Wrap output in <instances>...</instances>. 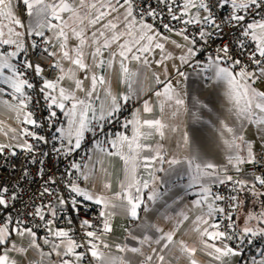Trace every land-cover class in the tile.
<instances>
[{
  "label": "snow or ice",
  "instance_id": "6c2138e0",
  "mask_svg": "<svg viewBox=\"0 0 264 264\" xmlns=\"http://www.w3.org/2000/svg\"><path fill=\"white\" fill-rule=\"evenodd\" d=\"M119 2V0H117ZM175 2V0H173ZM23 4L26 6L28 14L36 18V22L31 27V35L45 37L44 28L47 26L50 30L53 31V37L46 38L45 43L51 44L52 39L60 41L59 47L62 52V58L70 61L76 68L80 70H87L89 65L84 61L83 46L87 43L84 35L83 29L77 30L76 27H73V24L76 21L83 24L84 17H81L79 14L78 7L75 6L70 0H59L52 3H47L46 0H23ZM133 0H124L122 7L126 5L124 13V22H125V33H116L113 31L111 37H106L105 32L101 31L99 33L100 37H104L103 44L100 43V40L97 39V34L93 33V42L97 45L94 53H92L94 59L100 58L98 65L102 67L105 64L102 48L109 49L113 44H117L119 51L112 52L110 54V59L108 60V66L112 67L113 62L117 56L120 57L119 67L127 79L130 76H135L136 73H131L129 67L125 63L126 61L134 60L141 63L144 66H149V61L145 53L153 51V48L164 50L165 45L157 40L158 34L154 32L153 25L148 23L138 22L133 15ZM228 4H231L233 9V14L230 16L229 20L226 23H234L235 26L241 28V35L245 38H251V40L256 42V50L251 53L249 59L252 63L259 66V75L255 71H249L247 67H241L238 72L234 71L237 65L241 64L239 59H234L230 55V46L224 45L217 50L215 57L210 58L211 65L215 69V78L218 81H226L229 85L226 95L228 98L233 101V108L236 109L237 118L244 117V119L258 126H264V91H258L253 84L257 79L264 78V20L255 21L251 23H244L245 15L241 14L244 11L249 10L250 8L255 7L256 9L264 8V0H217L213 4L212 0H184L183 3V15L177 16L172 15L173 20L181 21L185 25L195 24L197 26H206L201 27L199 31V36L202 40L210 36L212 33L207 30V28L216 29L217 31H222L221 23L217 22L213 14V9L215 7H224ZM84 6L83 0H80V7ZM90 8H97L95 3L89 5ZM101 7L112 8L113 11H116L110 3L108 5L101 4ZM192 9H195V13H192ZM13 5L11 0H0V18L11 21V24L7 26V31L4 30L5 26L0 24V44L11 45L13 46V51H4L0 52V78H2L3 83L8 84L12 89V96L15 99L16 103H10L9 101H4L3 103L10 108L16 114V119L21 120L23 124L32 125L36 128L41 127L42 125L34 118V113L28 110L29 103L32 100V96L28 94L27 89H33L36 85L29 81L27 78V73L21 71L17 66L12 62L14 58L20 56L21 53L27 52L28 48H36V42L33 41L31 45H28L27 42L23 39L25 36L24 32L17 31L12 25H18L20 28H24L25 25L20 19H18L13 14ZM171 11V8H169ZM68 13V19L65 20L63 14ZM110 12L99 11V14L96 15L93 19L89 20L91 25L99 23V21L104 18L106 15H110ZM51 16L57 21H62L61 24H53L48 20V16ZM149 15H155V12H150ZM183 16H188L189 19H183ZM118 24L109 21L108 24L104 27L108 30H114L118 28ZM168 28V25H164ZM66 29L70 30L72 34L79 40V45L74 49L75 56L73 57L70 54V51L67 47V41L69 39L68 32ZM171 31V29H169ZM187 29H183L177 32V35L183 37L185 41H188L192 47H186L185 45L176 44L178 48L186 47V53L181 55L179 59L182 63H188L189 58L196 55L194 46L196 40L185 34ZM127 35L130 39L126 40L124 43H119L121 37ZM163 39H168L163 37ZM176 43L175 41H171ZM239 47L243 49L245 44L243 41L239 42ZM45 53H48V49H44ZM51 56H55V52L48 53ZM257 54L258 57L257 58ZM143 57V59H142ZM170 56L164 57V59H170ZM231 60V65L226 66V62ZM225 62V63H220ZM158 63H163V60L158 61ZM24 67L27 69H32L37 76L44 77V67L39 61L36 63L31 62L30 60L24 61ZM54 67L59 68L61 75L57 79H42V87L39 88V92L43 95L45 101H47V107L49 109H59L64 115L68 118L67 128H57L56 131L61 134L63 143L61 145L62 149L65 151L66 155H71L76 149L81 148L82 141L84 140L85 133L94 131L91 128L90 120H99L104 121L106 119L112 118L118 113L121 109V101L127 103L132 97L130 95H123L119 97L114 95L110 88L105 89L106 100L100 105V115L97 117L96 109L93 107V104L87 99L79 98L74 91L67 89L61 86V82L65 79H71L74 77V71L68 69L65 72V69L56 63ZM10 70L11 75H6L5 70ZM177 73L180 76H184L183 72H180L177 69ZM155 75V74H154ZM156 81L159 83V77L156 76ZM107 83L103 75L97 76L93 74L91 76V88L90 90L85 91L83 89V81H75V89L79 91H85L86 97H92L96 90L97 85H105ZM131 87V85H129ZM4 89L0 88V92H3ZM136 93L133 92L132 95ZM157 97L163 96L165 99L161 101L160 110L163 112L164 104L167 101H174L176 106H184L185 100L181 98L180 94L176 92L171 83H169L163 90L157 91L155 93ZM99 99V97H97ZM66 102H71L69 107ZM153 108L150 104L145 101L143 104V112L151 113ZM91 113V116H90ZM175 115V113H173ZM57 112L55 110L50 111L49 121H53L56 118ZM22 118V119H21ZM129 124L134 125L133 135L129 137L125 134L118 135L115 139L109 141L111 148L115 151H108L103 146L102 143H97L96 148L100 153H104L108 156H118L125 166V180L121 182L120 188L121 191L115 194V199L119 200V204L113 203V198H109L103 193H93L81 187L79 183H73L71 180L68 182V188L70 192L74 193L75 196L72 197L69 202L63 197H58V203L63 206H69L73 210L79 212L80 201L76 197H82L86 201H94L97 205H103V211L100 215L104 218L102 224V230L98 234L96 231L90 230L93 225L88 219H84L82 227H86L85 236L88 239L89 253L92 258L97 261V264H133L131 258H126L123 256H113L109 252H106L102 249H110L111 245L102 240V236L106 233L112 231V226L110 224V218L114 214L110 209H115L117 207L121 208L122 212L130 216L133 220L140 219V210L143 206L145 212L149 211L142 190L148 189L150 187V182L148 180H141L137 176V170L141 166L145 169L150 168L155 161L159 160L161 163H164V157L161 155L160 146H157L156 149H152L150 145L142 143L143 140H148L153 135V132L150 130H155L159 133L161 137L164 136L163 129L166 125L159 119H143L139 110L134 115L132 120L127 121L123 127L127 128ZM223 129L232 134L229 139H224L223 143L226 145L229 150L230 155H228L227 160L228 164L232 165L237 172H242V166L245 164H256L257 157L253 150V145L250 142L245 140L244 135L237 134L233 127H230L227 123L222 122ZM103 130V125H101V131ZM15 132L16 129H11ZM7 135V133H5ZM20 135L23 137H33L37 141H42L47 143L48 141L44 136H40L37 133L30 131L27 128L21 130ZM220 135L223 137L224 133L221 132ZM15 138V137H14ZM185 145L188 144V137L185 134L184 137ZM11 147L8 144H0V154H3L7 148ZM15 147L20 148L29 153H34L36 148L33 143L29 142L27 139H24L22 142L17 143ZM149 149L150 151H155L154 156H143L141 157V150ZM59 151V149H58ZM246 152V155L241 153ZM15 155V152L12 153ZM143 160L141 165L140 161ZM200 161V162H197ZM170 166L180 165L181 163H186L189 168L192 169L193 174L191 176L192 184H199L201 188V198L195 200L194 206L201 210V214L197 215L194 220L195 227L193 231L198 233L201 238V243L204 245V248L210 249L208 254L213 256L216 260H221L224 257L237 256L239 255L238 251H235L232 247L224 244L225 239L231 240L233 237L228 235L226 231L221 230V223L219 222H210L212 218L217 213H224L225 209L223 207L216 206V201H221L225 199L223 196L213 193L212 188L209 183L218 182L224 184L225 182H233L238 185L241 190L245 187H248V181L245 180H234L232 175H222V173L227 172V168L220 169L218 166L211 162H206L202 159V154L196 153L191 158L185 157L182 161L180 159L173 158L166 161ZM71 167L76 171L81 173L83 180L90 179V172L85 173L82 169L81 164L73 162ZM159 171H163V168H160ZM149 176L152 177L151 183L153 187L151 189V194L147 197L148 201H155L157 199L158 193L155 189V180L156 177L154 173L149 172ZM255 180L262 186H264V177L256 176ZM51 183H55V180H52ZM191 186V185H190ZM103 187L105 189H111V183H104ZM252 188L255 187L253 184ZM8 189L6 187L0 188V192L7 193ZM45 194H51L49 189L46 187L44 189ZM264 195V193H261ZM17 197L13 195L12 200H15ZM236 199V197H233ZM206 205V211L204 207ZM0 207L8 208L9 200L5 198L4 195H0ZM47 212L51 214L53 220H47L46 224L51 225L55 222V217L57 216V210L51 205L48 206ZM33 216L39 217L40 220L45 221L46 211L44 207H37L35 212L32 213ZM189 217L184 214L183 219L187 220ZM249 220H260L261 223H264V212H262L258 217L249 216ZM228 220H232L231 216L227 217ZM13 223V221H9ZM14 223L22 224V221H15ZM231 227V225H228ZM158 231H163L162 229H157ZM15 233L19 237H29L28 247L41 250V245L36 242L37 233L31 227H17ZM48 231L51 235L59 240V243L55 241H50L47 238L44 239L45 244L52 245V252L56 256H75L77 262L82 261L85 257V253L77 252L78 248L84 247V245L79 244L77 241L72 239L68 231L63 229L53 230L51 227L48 228ZM12 234L8 225L0 226V245H4L8 242V237ZM243 234L256 236L264 235V227L254 229L253 227L246 226L243 229ZM131 235V234H130ZM137 239V237H133ZM148 236H144L140 239V244L143 245L149 241ZM161 239H166L167 244L164 247H168V244L173 243L174 234L169 232L166 236H162ZM243 239V235L239 237ZM208 240L220 241L221 246L216 244H209ZM157 243L160 241L157 240ZM180 249L183 253H186L189 256V264H198V261L195 259L197 249L193 246L186 244L184 241L179 242ZM116 249L119 253L131 252L133 254L143 255L142 249L138 247L128 248L126 246L116 245ZM12 251L18 253L26 252L25 247H18L15 243L11 246ZM52 252L43 253L41 255H51ZM264 255V253H262ZM159 261L162 262L165 260L163 255L159 256ZM152 256H147L146 261H151ZM0 264H17L15 259H12L9 256V250H5L3 254H0ZM61 264H74L73 261L68 259H63ZM260 264H264V261H261Z\"/></svg>",
  "mask_w": 264,
  "mask_h": 264
},
{
  "label": "crops",
  "instance_id": "0c3cea01",
  "mask_svg": "<svg viewBox=\"0 0 264 264\" xmlns=\"http://www.w3.org/2000/svg\"><path fill=\"white\" fill-rule=\"evenodd\" d=\"M11 2L14 10L13 14L22 21L25 27L20 28L18 25L12 26L15 27L17 31L24 32L25 35L27 32L31 33L30 26L35 24L36 18L29 15L28 18L24 20L21 6H23L26 11L27 9L23 4V0H11ZM46 2L52 3L53 0H46ZM55 2L58 3L59 0H55ZM70 2L78 7L80 16L84 17L83 24L76 21L73 27H76L78 31L80 29L84 31L87 43L83 46V58L85 63L89 65V68L87 70H80L70 61L63 59L59 47L60 41L53 38L52 43L48 44L50 53L55 51L56 55L53 57L65 69V72H67L68 69L74 71V77L62 81L61 86L74 91L79 98L87 99L93 106L94 103L98 101L99 107L96 108V111L99 113L100 105L106 100V88H110L112 93L119 97L125 94L130 95L135 103V113L139 110L143 119H159L166 125L163 129V137L155 130H150L153 132L151 138L142 141V143L150 145L152 149H156L157 146H160V152L165 161L161 163L157 160L150 168L145 169L141 166L137 170L138 178L142 181L148 180L150 182V187L142 190L145 202L150 210L145 212L142 206L140 210V219L133 220L130 216L124 214L119 207L110 209V211L114 213L110 218L112 231L106 233L102 240L110 244L111 248L102 250L109 252L113 256L131 258L133 264H161L158 259L160 255L165 257L162 264H189V256L183 253L179 246V242L184 241L186 244L197 249L195 259L198 261V264H245L242 262L241 253L237 256L224 257L221 260H216L213 256L208 254L210 249L204 248L199 234L193 231L195 227L193 222L196 216L201 214V210L195 208L193 203L195 200L201 198L202 193L200 185L192 184L191 176L193 171L186 163L170 166L166 161L173 158L183 161L185 157L191 158L194 154L200 153L204 161L214 163L220 168L223 164L228 162V155L232 154L223 143L224 139H229L232 134L227 133L223 129L222 122L233 127L237 134L244 135L245 140L253 145L254 153L256 157H258L260 154L264 153V126L251 124L247 122L244 117L237 118L235 114L236 109L233 108V101L226 95L229 85L226 81H218L215 78V69L210 67L211 62L206 70L195 69L190 66V62L196 55L189 58L188 63L181 62L179 57L186 53V47H192V45H190L188 41H185L182 36L177 35V31H171L164 35L153 28L154 32L158 34L157 40L164 43L165 48L162 53H160L159 49L153 48V51L144 54L149 61V66H144L131 59L126 61L125 63L129 67L130 72L136 73L135 76H130L127 79L125 78L119 67V56L115 58L112 67L108 66L107 62L111 58L110 54L119 51L117 44H113L109 49L102 48L103 56L101 58L104 59L105 64L102 67L97 66L100 58L94 59L92 55L97 46L93 42V33L97 34V39L100 40L101 44H103L104 41V37L99 36L101 31L105 32V36L109 38L113 31L116 33H125L124 13L127 6H121L124 4V0H119V2H117V0H83L84 6L82 8L80 7V0H70ZM93 3L97 5V8L93 9L89 7V5ZM109 3L116 8V11H113L112 8L109 7H101V4L108 5ZM99 11L110 12L111 14L106 15L99 23L91 25L89 20L98 15ZM191 11L194 14L196 10L192 9ZM63 16L64 19L67 20L69 14L64 13ZM134 17L140 23L151 24L145 18L137 17L136 15H134ZM48 20L53 24L62 23V21L53 19L50 15L48 16ZM109 21L118 24V28L111 31L106 29L104 25L108 24ZM0 24L4 25V30L7 31V26L11 24V21L0 18ZM43 30L45 32V37L43 38L53 37V31L47 26ZM66 31L69 36L67 47L70 54L74 57V49L79 45V40L70 30L66 29ZM163 37H167L168 39H163ZM128 39L130 38L127 35H123L119 43H124ZM171 41H175L176 43L174 44ZM176 44L185 45L186 47L178 48ZM156 51H159V53H156ZM166 56H170L171 58L164 59ZM19 59L20 56L14 58L12 62L16 65ZM161 60H163V63H158V61ZM177 69L185 75L180 76L177 73ZM256 73L258 75L259 70ZM5 74L11 75V71L6 69ZM93 74L97 76L103 75L107 83L105 85L98 84L95 94L92 97H86L85 91L91 88V76ZM60 75L61 72L59 76ZM156 76L159 77V83L156 81ZM76 80L83 81V89L85 91L75 89ZM169 83H171L176 92L180 94L181 98L185 100V105L176 106L174 101H167L164 104L163 112H161L160 104L165 98L163 96L157 97L155 93L157 91L163 92L164 88ZM3 85L9 86L3 83L2 78H0V88L3 89ZM129 85H131V87ZM253 86L258 91H264V82L258 79ZM133 92L136 94L132 95ZM97 97H99V99H97ZM4 101H9L13 104L16 103L13 97L7 99L4 91L0 92V144L16 145L25 139V137L20 135L21 130L24 129V124L21 120L16 119L15 112L6 106L3 103ZM145 101L153 108L151 113L143 112V104ZM66 104L69 107L71 106V102H66ZM54 109L63 119L59 128L63 127L66 129L68 126V118L59 109ZM173 113H175V115ZM133 127L134 125L131 124L127 134L129 137L133 135ZM11 129H16V131L13 132ZM221 132L224 133L223 137L220 135ZM5 133H7V135H5ZM185 134H187L188 137L187 145H185L184 142ZM116 137L117 136L113 139ZM102 146L108 151H115L111 146ZM93 151L94 156L90 160L83 164L80 163V160L76 162L81 164L85 173L90 172V179L83 180L81 177L82 182L79 184L88 191L103 193L109 198H113V203L118 205L119 200L114 197L116 193L121 191L120 184L125 180L126 173L124 162L118 156H108L104 153H100L96 145L93 146ZM241 154L246 155V152ZM154 155L155 151H150L147 148L141 150V157ZM140 163L141 165L143 164L142 159ZM250 165L251 164H245L242 168H246ZM160 168H163V171H159ZM149 172L154 173L156 177L154 186L158 196L154 202L148 201L147 199L153 187L151 183L152 177L149 176ZM222 175L225 174L222 173ZM246 180L248 184L251 186L254 184L255 187L244 188L242 190V197L240 198L236 211L235 224L242 235H246L243 234V229L246 226L253 227L254 229L264 227V223H261L260 220H249L248 218L249 216L258 217L264 212V195H261V193H264V186L251 179ZM106 182L111 183V189H105L103 187ZM216 184H218V182L209 183L208 186H210L213 191ZM79 199L82 203L96 206L104 210L103 205H97L94 201H86L83 200L82 197ZM215 204L217 206V202H215ZM204 210H207L206 205ZM184 214L189 217L187 220L183 219ZM210 222H217L216 215ZM17 227L26 226H19L17 224L11 225L9 229L12 234L8 237V242L4 245H0V254H3L6 249L9 250V256L15 259L17 264H61L63 259L71 260L74 264H85L83 261L77 262L75 256H56L55 253L52 252L51 244H48L50 248L46 249V244L44 243L45 238L59 243V240L51 235L48 228L51 227L53 230L63 229L68 231L70 235L68 227H57L54 223L48 225L46 236L41 235L38 231L33 229L37 233L36 242L41 245V250L28 247L30 238L27 236H17L14 231ZM157 229H162L163 231L161 232ZM169 232L174 234L173 243L168 244V247H164L168 242L166 239H161V237L166 236ZM144 236H148L150 239L147 243L141 245L139 241ZM133 237H137V239H133ZM157 240L160 242L157 243ZM13 243L18 247H25L26 252L18 253L12 251L11 246ZM208 243L221 246L220 241L208 240ZM116 245L126 246L128 248H141L143 255L133 254L131 252L119 253L116 249ZM41 251L45 254L52 252V254L42 256ZM147 256H152V260L146 261ZM261 261H264V256H259L255 264H260Z\"/></svg>",
  "mask_w": 264,
  "mask_h": 264
},
{
  "label": "built area",
  "instance_id": "2783aa9c",
  "mask_svg": "<svg viewBox=\"0 0 264 264\" xmlns=\"http://www.w3.org/2000/svg\"><path fill=\"white\" fill-rule=\"evenodd\" d=\"M212 2L215 4L217 0H212ZM183 3L184 0H175V2L173 0H133L132 7L134 15L147 19L159 33L166 35L171 31L179 32L187 29L185 34L196 40L194 46L196 56L190 62L192 68L208 69L211 62L210 58L215 57L220 47L229 45L231 49L230 55L234 59L241 61V64L235 67V71H239L241 67H247L249 71L258 72L259 66L252 63L249 59L251 53L256 50V42L251 40L250 37H243L241 28L235 26L234 23H226L233 14L231 4L213 9L217 22L221 23L222 31L207 28L212 34L202 40L199 36V31L201 27L206 26L185 25L181 21L172 19L173 14L177 16L183 15ZM169 8H171V11H169ZM21 11L23 19L28 18L29 14L23 6H21ZM150 12H155V15H149ZM241 14L245 15L244 23L264 20V8L256 9L253 7ZM183 19L186 20L189 17L183 16ZM164 25L169 27L166 28ZM23 39L28 45L35 41L37 47H29L27 52L21 53L16 66L21 71L26 72L29 81L36 85L33 89H27L28 94L32 96L28 110L34 113V118L42 125L36 128L32 125L24 124L23 128L44 136L48 142L44 143L35 140L33 137H25V139L34 144L36 148L34 153H29L15 147V145L8 144L11 147L7 148L3 154H0V188L6 187L8 189L7 193L0 192V195H4L9 200L8 208L0 207V226L7 224L8 227H11V225L17 224L14 223L15 221H22V224L17 225L31 227L41 235L46 236L48 228L46 221L53 220L51 214L47 212L48 206L51 205L57 210L54 224L57 227H68L71 238L84 245V247L77 249V252L85 253V257L82 260L83 263L97 264V261L90 256L89 238L85 236V231L89 229L82 227V223L84 219H88L93 225L90 230L99 234L104 220L100 215L103 210L99 207L82 203L79 199L80 197H76L80 201V210L77 212L69 206L60 205L58 197H63L70 202L75 194L70 192L68 182L70 180L73 183L82 182L81 173L71 167L73 162L76 163L80 160V163L83 164L93 158V146L97 145L98 142L105 146H111L109 141L113 140L115 136L128 134L131 124L127 128H124L123 125L133 119L135 103L132 99L127 103L121 102L120 111L112 118L104 121H99L98 119L90 120L89 126L94 131L85 133L80 149H76L71 155H66L61 147L63 143L61 134L56 131L63 119L57 113L56 118L51 122L49 121V113L55 109L47 107L48 102L45 101L43 95L39 92V88L42 87V79H57L60 69L54 67L57 61L48 54L50 49L48 44L44 42L45 38L34 36L27 32ZM240 41L245 44L243 49L239 47ZM45 48L48 49V53L44 52ZM13 50L14 48L11 45L0 44V52ZM257 58H259L258 54ZM25 60H30L33 63L39 61L45 70L44 77L37 76L32 69L25 68ZM231 63V60L227 61L226 66L231 65ZM258 80L264 82V78ZM3 89L5 97L11 99L13 97L12 89L7 85H3ZM93 107L95 109L98 108L99 102H95ZM96 115L99 117L100 113L96 111ZM101 125H103L102 131ZM13 152H15V155L12 154ZM223 168H227V172L224 174L232 175L234 180L242 179L247 181L246 179H251L256 181V176L264 177V153L257 157L256 164L243 168L242 172H237L228 162L220 167V169ZM52 180H55V183H51ZM46 187L49 189L50 195L44 193ZM245 188H251V185L248 184V187ZM241 192V188L233 182L218 183L214 186L213 193L225 198L221 201H216L218 207L225 209L224 213H217L216 218L217 222L221 223V230L226 231L228 235L233 237L231 240L225 239L223 243L241 253L243 263L255 264L259 256H264L262 255L264 253V235H243V239H239L242 234L236 227L235 215ZM13 195L17 197L15 200L11 199ZM233 197H236V199H233ZM37 207L45 208V221L32 215ZM228 216L233 219L228 220ZM9 221H13V223H9ZM228 225H231V227ZM104 236L105 234L102 239ZM49 248L50 245L46 244V249Z\"/></svg>",
  "mask_w": 264,
  "mask_h": 264
},
{
  "label": "rangeland",
  "instance_id": "374dc122",
  "mask_svg": "<svg viewBox=\"0 0 264 264\" xmlns=\"http://www.w3.org/2000/svg\"><path fill=\"white\" fill-rule=\"evenodd\" d=\"M159 42H160V41H159ZM53 52H55V51H53ZM162 52H163V51L160 50V53H162ZM152 53H155V52H152ZM156 53H159V51H156Z\"/></svg>",
  "mask_w": 264,
  "mask_h": 264
},
{
  "label": "trees",
  "instance_id": "16d2710c",
  "mask_svg": "<svg viewBox=\"0 0 264 264\" xmlns=\"http://www.w3.org/2000/svg\"><path fill=\"white\" fill-rule=\"evenodd\" d=\"M242 193H243V191L241 192V197H242ZM241 197H240V198H241ZM239 201H240V200H239ZM238 205H239V204H238Z\"/></svg>",
  "mask_w": 264,
  "mask_h": 264
}]
</instances>
